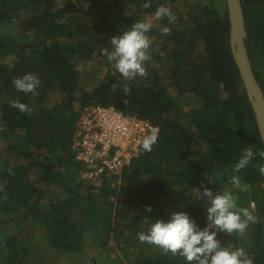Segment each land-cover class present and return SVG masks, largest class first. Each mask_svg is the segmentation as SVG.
Wrapping results in <instances>:
<instances>
[{"label":"trees","instance_id":"16d2710c","mask_svg":"<svg viewBox=\"0 0 264 264\" xmlns=\"http://www.w3.org/2000/svg\"><path fill=\"white\" fill-rule=\"evenodd\" d=\"M113 1L104 7L96 1L86 6L83 0H0V58L8 48L14 58L13 64L0 60V264H26L31 253L32 264H55L46 252L19 237L26 225L46 221L52 253L72 264H89L87 257L97 248L88 230L105 223L109 233L113 220L119 228L115 235L126 240L134 239L141 228L148 232L157 219L167 222L176 212H186L203 229L210 206L201 194L205 186L216 194L231 192L238 208L256 217L243 236L219 233L222 246L243 248L253 264H264V175L258 170L264 159L256 155L239 173L233 171L245 149L264 151V141L231 50L227 0ZM242 2L246 43L264 90V0ZM145 3L151 6L144 8ZM161 5L170 8L176 20H157L160 27L151 28L148 36L160 43L170 74L155 75L149 84L125 80L110 67L115 62L104 50H113L112 36L155 15ZM28 10L37 11L23 24V36L29 40L6 41L5 27ZM163 28L170 33L162 34ZM83 60L106 66L89 89L80 79ZM28 73L40 80L36 95L14 86L16 78ZM113 84L120 87L113 91ZM125 84L131 89L126 104ZM12 101L28 105L31 115L11 107ZM89 105L114 106L153 121L161 132L151 152L143 149L121 176L104 178L97 194L89 188V196H82L84 167L76 159L73 139L82 110ZM5 142L8 146L2 149ZM209 175L215 183H209ZM233 175L248 186L246 192L231 185ZM115 178L120 182L112 186ZM57 184L73 196L79 216L68 201L42 206L46 190ZM252 199L256 210L251 209ZM146 206L152 208L150 213ZM10 226L17 234L7 235ZM156 248L151 254L137 248L135 264H188Z\"/></svg>","mask_w":264,"mask_h":264},{"label":"clouds","instance_id":"9594fccd","mask_svg":"<svg viewBox=\"0 0 264 264\" xmlns=\"http://www.w3.org/2000/svg\"><path fill=\"white\" fill-rule=\"evenodd\" d=\"M150 6L149 3L143 5L144 8ZM165 17L170 22L176 20L171 9L161 5L156 9L155 18L159 20ZM151 28L152 25L148 22H137L122 35L112 36V51L104 50V55L110 62H115L116 70L125 80L134 79L136 76L147 77L148 72L144 65L150 59L148 51L152 42L148 33ZM169 33L170 29H162V34L167 35ZM39 84L40 80L32 73L14 80L17 91L25 94H38ZM112 87L115 91L120 85L113 84ZM122 91L125 97L123 103L126 104V97L130 95L131 89L125 84ZM11 107L29 115L33 111L28 105L18 101H12ZM157 141L158 132L156 129H152L143 138L142 147L144 151L151 152ZM256 155L264 159V151L254 153L251 148L245 149L233 171L239 173L247 167ZM258 170L261 175H264V165H258ZM209 183H215L214 178L210 175ZM230 183L240 191L246 192L248 190V186L242 184L236 175L230 178ZM201 194L203 197L211 198L210 206L207 208L208 224L206 227L201 229L186 212H176L171 215L167 222L157 219L147 233H139V241L157 246L165 255L171 253L173 256L183 257L188 264H253V260L247 258L243 248L229 249L224 247L217 236L219 233L243 236L246 234L249 224L256 222V217L247 208H238L236 196L229 191L213 196L212 190L205 186ZM145 211L150 213L152 208L146 206Z\"/></svg>","mask_w":264,"mask_h":264},{"label":"rangeland","instance_id":"374dc122","mask_svg":"<svg viewBox=\"0 0 264 264\" xmlns=\"http://www.w3.org/2000/svg\"><path fill=\"white\" fill-rule=\"evenodd\" d=\"M65 1L67 0H62V2H65ZM94 1L99 2L104 7H108V5L114 4L113 0H90L89 3H87L86 0H83V2L87 4L86 6H89ZM190 1L194 2V0H190ZM35 15H37L36 10H28V11H24L20 13L18 16H15L12 20L11 27L10 28L5 27L6 29L5 32L8 35V40L6 41H15V42L24 41V40L28 41L29 37L25 38L23 36V29H24L23 24L25 21H27L28 19L32 18V16H35ZM143 20L144 22L150 23L154 30L160 27V24L157 22L155 15L151 17H145V19L143 18ZM30 34H33V32H31ZM148 35H151V33H148ZM32 37H34V35ZM150 40L152 42L151 47L148 51V55L150 56V59L148 62L146 61L144 65L148 72L147 77L145 78V77L136 76L134 79H129V80L136 79L141 84L143 83L149 84L151 83L152 78H154L155 75L170 74L169 61L165 59L164 57L165 52L161 51L162 47L160 46V43L158 41L156 42V40L152 37H150ZM8 50L10 49L8 48ZM8 50L5 53L7 55H5L4 57H1L0 60H2L5 63L13 64L14 58L13 56H10L11 53H8ZM152 53L155 54L154 59H152L151 57ZM86 61L88 60H83L81 62L82 64L81 67L83 68V70H81L82 73H81L80 79L84 87L89 89L90 87L93 86L94 83L98 81L101 75L105 72L106 66L103 64H100V62L97 63L96 61H94V62L86 63ZM110 67L115 68L114 64H110ZM54 96L55 95H52V97ZM56 99L57 97H54V100ZM7 146H8V143L5 142L2 144L1 148L6 149ZM208 148H209L208 145L205 144L204 145L205 151H207ZM21 162L27 164L25 160ZM36 174L37 172L34 171L33 177L36 176ZM80 179H81V182L84 183L83 184L84 187H82L83 189L81 190V192H79V194L82 196L83 195L89 196V188H92L95 194H97L99 192L98 189H100L103 185V181H99V179L98 180L90 179L86 175L85 170L81 172ZM119 182H120V179L118 178L117 180V178H115L113 180L112 186H116L117 184H119ZM48 186L50 185H47L45 187L47 188ZM251 191L252 189L250 190V192ZM255 192L257 193L256 190ZM212 193H213V196L216 195V193H214L213 191ZM253 195H255L254 191H253ZM208 198H209V201H211V198L210 197ZM67 201L70 202L71 205L75 206V212H76L75 214L79 216V208L78 206H76L73 196L69 194L62 185H58V184L52 185L51 188H48L46 190L42 206L46 208L47 205L50 204L55 207L59 203H65ZM253 201L254 199H252L251 209L252 208L257 209V206H256L257 202L256 201L253 202ZM47 224L48 222L46 221V225H39V224L26 225L19 237L24 239L25 243L29 246H32V248L36 247L40 249L39 250L40 252L41 251L43 253L46 252L45 254L51 257L55 264H72L68 259L58 258L60 256V253H57V252L52 253L54 252V250L50 246L49 241H48L49 230L48 228H46ZM52 226L54 225L52 224ZM111 226H112V231H110L109 233L106 232L107 228L105 227V223L97 225L93 229L88 230V234L91 233V238H92V241L94 242V247L97 248L96 249L97 252H94L93 256L87 257V261L89 262V264H135V261L137 258V250H139L137 248L145 250L147 254H151L152 248L154 245H150L147 243H141L138 239V234L141 232L147 233V230H145L144 228H141V230H138V234L137 236H135L136 238L133 237L134 239L132 240L131 238L126 240L125 238L117 237L115 235V231L119 228H116L117 226L114 220ZM10 228H12V226L8 228L7 235L17 234L15 229H10ZM108 235H109V238H107ZM130 242H132L133 244H131ZM137 243H140L139 245L141 246L138 245V247H136ZM156 249H158L159 251H162L160 248H156ZM82 256L85 257V254L81 255V257ZM1 258H4V257H1ZM25 258H26V264H32V259H33L32 253L28 254Z\"/></svg>","mask_w":264,"mask_h":264},{"label":"built area","instance_id":"2783aa9c","mask_svg":"<svg viewBox=\"0 0 264 264\" xmlns=\"http://www.w3.org/2000/svg\"><path fill=\"white\" fill-rule=\"evenodd\" d=\"M73 150L92 180L119 177L142 150L143 138L160 126L114 106L89 105L77 122Z\"/></svg>","mask_w":264,"mask_h":264},{"label":"water","instance_id":"95a60500","mask_svg":"<svg viewBox=\"0 0 264 264\" xmlns=\"http://www.w3.org/2000/svg\"><path fill=\"white\" fill-rule=\"evenodd\" d=\"M227 5L231 23V50L264 141V90L257 79L246 43L248 30L243 2L242 0H227Z\"/></svg>","mask_w":264,"mask_h":264}]
</instances>
